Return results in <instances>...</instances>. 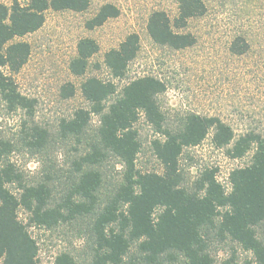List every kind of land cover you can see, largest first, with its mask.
<instances>
[{
  "label": "trees",
  "instance_id": "16d2710c",
  "mask_svg": "<svg viewBox=\"0 0 264 264\" xmlns=\"http://www.w3.org/2000/svg\"><path fill=\"white\" fill-rule=\"evenodd\" d=\"M178 13L173 20L162 10L153 11L146 29L157 44L173 49L194 43L191 33L176 31L189 18L205 12V0H176ZM90 0H28L10 6L0 2V106L7 113L33 114V101L22 94L11 73L27 61L30 45L12 41L37 30L44 21V11H84ZM118 14L112 4H103L85 22L87 28L103 24ZM139 47L136 33L128 34L117 48L104 54V64L115 78L124 76L127 64ZM245 44L233 42L231 51L243 53ZM95 40L82 38L69 64L75 75H83L89 58L98 51ZM5 70H7L5 72ZM61 95L68 98L74 86L65 83ZM88 107L76 108L59 124L63 138L86 136L90 115H99V124L87 145L75 154V176L66 192L53 201L50 176L27 181L24 172L8 156L19 146L35 151L47 142L44 130L21 123L20 140L0 135V258L2 264H37V244L18 219V209L28 213L30 223L52 227L79 216L91 217L94 239V264H213L210 238H230L250 251L254 264H264V238L255 227L264 223V135L246 130L235 134L233 128L217 116L185 112L170 121L156 102L165 85L154 75L136 77L116 92V84L97 77H87L80 85ZM112 100L108 103V99ZM162 137L151 142L162 164V172H140L135 167L139 149L134 122L139 113ZM209 133L211 144L224 150L229 158H241L252 147L249 164L229 171L230 190L226 192L216 179V168L202 166L184 181L179 158L184 148L198 145ZM85 139V138H83ZM88 139V138H86ZM108 153L122 166L119 182L104 195L97 166ZM159 208L156 217L154 211ZM55 264H73L66 253L56 256Z\"/></svg>",
  "mask_w": 264,
  "mask_h": 264
},
{
  "label": "rangeland",
  "instance_id": "374dc122",
  "mask_svg": "<svg viewBox=\"0 0 264 264\" xmlns=\"http://www.w3.org/2000/svg\"><path fill=\"white\" fill-rule=\"evenodd\" d=\"M0 2L10 6L12 0ZM18 2L25 5L28 0ZM107 3L116 6L118 14L99 26L87 28L85 22ZM205 6L202 15L189 18L185 27L175 29L195 38L192 45L179 49L155 43L146 29L153 11L162 10L173 20L178 13L176 0H90L88 8L80 12L49 8L43 13L41 27L13 38L12 41H26L30 45L26 63L11 76L18 90L33 101V114L26 117L22 112L7 113L0 106V135L18 142L23 136L24 130L19 131L24 120L27 126H37L47 135L46 145L40 151L18 144L8 156L23 170L25 180L37 181L49 175L53 201L66 192L76 175L72 160L87 145L99 124V115L92 113L85 139H63L59 135L63 118L70 117L78 107H88L80 89L87 77L114 82L118 93L130 80L154 75L165 85L164 91L156 95V102L170 121L181 113L194 112L219 117L237 135L246 130L264 135V0H205ZM130 33L138 35V51L127 64L124 76L115 78L104 64V54L117 48ZM82 38L95 40L99 49L89 58L85 73L75 75L69 64ZM233 42L245 44V51L232 52ZM68 82L74 86V93L64 98L60 88ZM133 128L139 142L134 160L136 169L161 173L162 164L151 142L162 137L142 112ZM252 153L253 147L241 158H229L224 150L213 147L209 133L198 145L184 148L179 167L184 181L205 165L215 167L216 176L224 178L231 169L249 164ZM97 169L102 177L100 192L104 195L119 182L122 166L117 157L108 153ZM158 212L159 208L154 211V218ZM17 215L36 241L37 264H55L61 253L69 254L73 264H94L91 217L79 216L48 228L30 223L22 208ZM255 230L264 238V223ZM209 251L213 264H254L253 254L228 237L211 236Z\"/></svg>",
  "mask_w": 264,
  "mask_h": 264
},
{
  "label": "built area",
  "instance_id": "2783aa9c",
  "mask_svg": "<svg viewBox=\"0 0 264 264\" xmlns=\"http://www.w3.org/2000/svg\"><path fill=\"white\" fill-rule=\"evenodd\" d=\"M229 172L225 175L224 178H218L216 175V179L218 180V182L223 186L226 187L228 190H230V181H229Z\"/></svg>",
  "mask_w": 264,
  "mask_h": 264
}]
</instances>
